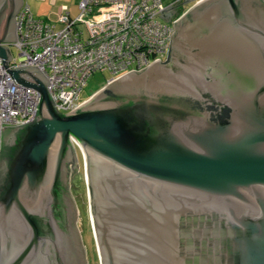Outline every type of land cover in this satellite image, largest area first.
<instances>
[{"label": "water", "instance_id": "water-1", "mask_svg": "<svg viewBox=\"0 0 264 264\" xmlns=\"http://www.w3.org/2000/svg\"><path fill=\"white\" fill-rule=\"evenodd\" d=\"M189 5L167 62L61 114L36 67L7 70L21 7L0 0L2 64L41 97L32 122L2 129L0 264H87L75 148L99 264H264V1Z\"/></svg>", "mask_w": 264, "mask_h": 264}, {"label": "built area", "instance_id": "built-area-1", "mask_svg": "<svg viewBox=\"0 0 264 264\" xmlns=\"http://www.w3.org/2000/svg\"><path fill=\"white\" fill-rule=\"evenodd\" d=\"M264 1V0H262ZM163 0H78V14L66 8L56 22L36 19L23 4L15 17L17 56L7 70L36 67L49 82L56 110L70 113L95 73H107V84L131 71L140 73L154 62L165 63L175 18ZM176 6V5H175ZM58 25V26H57ZM83 26V29L81 28ZM0 58V150L2 129L35 119L40 94L16 85Z\"/></svg>", "mask_w": 264, "mask_h": 264}, {"label": "rangeland", "instance_id": "rangeland-1", "mask_svg": "<svg viewBox=\"0 0 264 264\" xmlns=\"http://www.w3.org/2000/svg\"><path fill=\"white\" fill-rule=\"evenodd\" d=\"M24 3H26L31 11V14L33 15L34 12L32 10V7H35V5H32L33 0H24ZM76 3H78V0H76ZM188 7H190V5L183 7L182 10L188 9ZM72 9V15L74 17L77 16V5L73 6ZM81 28L83 29V26H81ZM11 54L13 57L17 56V52L14 48H11ZM107 79H109V75L107 73L93 74L89 78L86 86L83 88L79 97V102H83L84 100L89 99L93 93H96L100 88L104 86ZM77 164L78 171L75 169V174L72 173V178L69 182V192L72 196L77 210L76 228L78 230V234L81 238V243L85 251L86 263L99 264L95 239L91 226L83 157L78 156Z\"/></svg>", "mask_w": 264, "mask_h": 264}, {"label": "crops", "instance_id": "crops-1", "mask_svg": "<svg viewBox=\"0 0 264 264\" xmlns=\"http://www.w3.org/2000/svg\"><path fill=\"white\" fill-rule=\"evenodd\" d=\"M184 1L185 0H163V3L167 7H169L174 3H176L175 5H177L178 3ZM23 4H26L24 3V0H22L21 5ZM32 5H35V7H32L34 18L56 22L59 14L64 8H66L70 17L74 18V16L72 15V7L76 6L77 3L76 0H33ZM86 100H84L83 102H85Z\"/></svg>", "mask_w": 264, "mask_h": 264}, {"label": "flooded vegetation", "instance_id": "flooded-vegetation-1", "mask_svg": "<svg viewBox=\"0 0 264 264\" xmlns=\"http://www.w3.org/2000/svg\"><path fill=\"white\" fill-rule=\"evenodd\" d=\"M191 6V5H190ZM21 7V0H16V8L17 9H19ZM176 7H177V9H176V12H178V15L177 16H175V13L173 14V12L170 10V12H169V17L171 16V17H173V18H175V20L177 21V20H179V17L181 16V14L183 13V12H185L187 9H185V10H182L183 8H182V6H181V3H178L177 5H176ZM189 8V7H188ZM172 15H174V16H172ZM13 36H15V22H14V25H13ZM175 49V48H174ZM157 65H163V63H157ZM157 67H159V66H157ZM106 85H108L107 84V82H105V84H104V86L103 87H105ZM102 87V88H103ZM102 88H100L99 90H101ZM98 90V91H99ZM97 91V92H98ZM95 93H93L92 95H91V97L94 95ZM88 100V99H87ZM86 100V101H87ZM85 101V102H86ZM82 103H84V102H82ZM10 129L11 128H7L6 129V131H5V136L10 132ZM4 136V137H5ZM1 155V154H0ZM78 156H81L82 157V154H81V152L77 149V148H75V160H74V162L71 164H69V169H70V171H69V182L71 181V178H72V173H74L75 172V169H76V164H77V160H78ZM72 166H73V169H72ZM75 174V173H74ZM70 190V189H69Z\"/></svg>", "mask_w": 264, "mask_h": 264}]
</instances>
